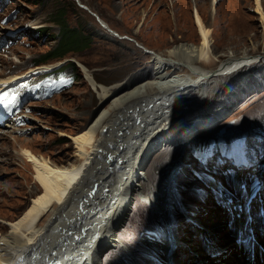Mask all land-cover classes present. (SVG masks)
Returning <instances> with one entry per match:
<instances>
[{"label": "rangeland", "instance_id": "obj_1", "mask_svg": "<svg viewBox=\"0 0 264 264\" xmlns=\"http://www.w3.org/2000/svg\"><path fill=\"white\" fill-rule=\"evenodd\" d=\"M197 9L212 31V60L218 62L213 66L232 52L260 60L244 67L242 73L221 71L218 81L210 84L215 86L211 100L196 98L185 107L189 96L177 103L174 97L170 99L167 116L156 126L151 145L163 130L175 131L176 136L189 132L200 122L196 116L220 108L223 118L219 124L212 121L208 127L193 130L186 139L152 146L145 166L135 171H144L138 184H149L156 203L133 187L135 199L125 213L116 241L101 250V260L103 264H220L216 258L226 252L227 264L236 263L229 249L214 248V237L225 239L229 227L230 237L249 248L247 239L255 237L249 225L252 211L256 223L264 226L256 208L257 203L264 204V175L259 174L264 168V136L255 130L264 116V18L257 11V0H241V9L229 6L226 0H0V77H19L0 92V232L7 230V223L18 218L37 195L34 166L19 153L20 139H27L39 156L58 165L77 160L73 136L109 109L117 93L153 76L156 64L151 56L166 54L178 43L201 45ZM94 13L112 29L105 28ZM65 27L80 29L91 37L90 44L41 62L46 53L60 48ZM64 44L69 43L66 40ZM47 65L50 69L31 71ZM84 65L95 82L127 88L101 99L97 87L86 78ZM185 71L183 66L175 74ZM244 71L259 83L260 91L246 94L245 79H240ZM235 88L240 90L238 99L232 95ZM155 94L150 97L154 99ZM230 98L234 100L231 103ZM141 101L139 110L143 113L149 99ZM159 113L161 109L153 112L155 117ZM135 117L140 116L129 118V122L139 127ZM148 122L143 118L146 127L150 126ZM230 123L233 126L229 127ZM224 127L225 133L220 134ZM244 135L245 163L251 166L242 167L237 177L242 182L235 185L238 169L231 157L237 153L242 159L238 143ZM216 140L221 142L220 148L206 157L204 141L212 144ZM250 185L261 188L253 198ZM252 199L256 204L251 207L247 203ZM206 226L214 236L211 239ZM176 233L179 240L172 236ZM166 240L173 242L169 245ZM263 260L262 256L259 264ZM46 261L57 264L55 257H47L41 264Z\"/></svg>", "mask_w": 264, "mask_h": 264}, {"label": "bare ground", "instance_id": "obj_2", "mask_svg": "<svg viewBox=\"0 0 264 264\" xmlns=\"http://www.w3.org/2000/svg\"><path fill=\"white\" fill-rule=\"evenodd\" d=\"M226 1L229 6L241 9V0ZM257 5V11L264 18V0H257ZM195 14L202 37L201 45L195 47L186 42L178 43L166 54L151 56V60L156 64L153 72H150L153 76L148 80H139L131 88L126 89L125 86L118 88V84H99L95 82L93 73L84 65L86 78L97 87L101 99L106 100L112 91L117 92L122 88L127 91L122 94L117 93L109 109H104L90 126L73 136L77 144L76 156L79 157L77 160L67 165H58L45 156H39L29 146L27 139H20L22 142L18 145L21 149L19 153L34 166L37 195L18 218L7 223L9 228L0 232V264H41L47 257H55L57 264H103L101 250L116 241L125 213L135 199L133 187L139 188L137 190H141L144 198L156 203L149 184L145 187L138 184L143 179L144 171H140V174L139 171H135L136 168L141 169L145 166L147 157L152 154V146L159 145L160 142L165 144L170 140L175 143L176 140L188 138L195 129L212 125V121L215 124L221 122L223 112L218 108L215 109L218 111L194 117L197 118L196 120L200 119V122L194 124L189 132L176 136L175 131L163 130L155 137L152 145L150 144L155 130L157 131L156 126L167 116L170 99L174 97L177 103L181 97L189 96L185 99L188 103L185 107L191 106L196 98L211 100L210 93L213 96L215 86L210 84L218 81L217 77L221 75V71L225 70L224 74L242 73L244 67L260 60L253 61V57L247 58L245 54L239 56L237 52H232L220 60L217 66H213L218 62L212 60L215 55L210 37L212 31L207 27L198 9ZM98 17L105 28L112 29L104 18L100 15ZM149 53L152 52L149 50ZM183 66H186V71L175 74ZM47 69H50L48 65L47 68L39 66L31 71L39 72ZM194 73L197 75L193 76ZM248 77L247 73L240 76L241 80L245 79L246 94L260 91L259 83ZM17 78H19L17 75L0 77V92L5 90L8 84H13L12 82ZM152 93H156L154 99L150 97ZM232 95L238 99L237 92ZM144 98L149 99V102L141 113L139 108L143 106L141 99ZM233 101L230 98V103ZM121 104L124 105L120 106ZM159 109L162 113L155 117L153 112ZM129 110L131 112L128 114ZM134 116H140L135 117L139 127L129 122V118ZM203 117L205 119H202ZM143 118L149 121V127L143 123ZM125 129L127 130L124 131ZM103 131H106V134H103ZM116 132H119L118 136L115 135ZM109 135L111 137L107 141ZM244 140L246 139H242ZM261 170L259 174L264 175V169ZM128 174L130 177L127 179ZM241 182L242 179H236L235 185ZM90 185L92 188H89ZM128 187L130 193L127 192ZM115 202L117 205L114 207ZM255 204L254 199L248 203L251 207ZM260 206L264 207V204L257 203L256 208ZM45 217H47L46 223L42 224ZM255 219L254 217L252 222L249 221L255 233V238L247 239L248 243L250 242L249 248L244 244L239 245L235 238L230 237L232 229L229 227L227 228L229 231L226 230L225 233L227 237L221 240L209 232V226H206V232L210 233V239L214 237V248L229 249L228 253L235 258L237 264H259L258 260L262 256L264 259V252H261L264 248L262 241L264 227H260ZM245 224L246 220H244ZM240 233L241 231L236 233L237 238H240ZM248 234L252 235L251 232ZM172 236L176 240L180 239L177 233ZM56 237L57 241H55ZM169 237L171 239V235ZM243 237L244 235H241V238ZM167 240L166 243L171 242ZM201 250L202 248H199V253ZM225 254L226 252L223 256H217L216 259L220 264L224 262L227 264L229 259ZM260 254L261 257H258ZM239 256H242V260L238 259ZM138 258L139 256L136 255L135 259ZM214 264L218 263L214 261Z\"/></svg>", "mask_w": 264, "mask_h": 264}, {"label": "trees", "instance_id": "obj_3", "mask_svg": "<svg viewBox=\"0 0 264 264\" xmlns=\"http://www.w3.org/2000/svg\"><path fill=\"white\" fill-rule=\"evenodd\" d=\"M62 37H63V40L59 46L60 48L58 50H53V51L46 53L44 56V59L41 60V62H46L48 61V59H50L51 57L53 58L54 56L61 57L67 52H70V51H73L79 48H85L90 44V39H91L90 36L83 35L80 29L79 30L75 28L70 29L68 27L64 28ZM66 40L69 43L67 45L64 44L66 43ZM255 130L261 136H264V116L255 125ZM216 139L220 140V137H216ZM204 144L206 145L204 147H206L208 151L213 147L210 142L204 141ZM250 186H251L250 188H252V185Z\"/></svg>", "mask_w": 264, "mask_h": 264}, {"label": "water", "instance_id": "obj_4", "mask_svg": "<svg viewBox=\"0 0 264 264\" xmlns=\"http://www.w3.org/2000/svg\"><path fill=\"white\" fill-rule=\"evenodd\" d=\"M81 6H82V5H81ZM94 15H96V14L94 13ZM96 16H97L98 20L100 21V18L98 17V15H96ZM228 126H229V127H230V126H233V123H230ZM228 126H227V127H228ZM227 127L222 128V129L220 130V134L224 133L225 130L227 129Z\"/></svg>", "mask_w": 264, "mask_h": 264}, {"label": "clouds", "instance_id": "obj_5", "mask_svg": "<svg viewBox=\"0 0 264 264\" xmlns=\"http://www.w3.org/2000/svg\"><path fill=\"white\" fill-rule=\"evenodd\" d=\"M225 73V72H224ZM237 91H240L238 88H236V91L235 92H237Z\"/></svg>", "mask_w": 264, "mask_h": 264}, {"label": "built area", "instance_id": "obj_6", "mask_svg": "<svg viewBox=\"0 0 264 264\" xmlns=\"http://www.w3.org/2000/svg\"><path fill=\"white\" fill-rule=\"evenodd\" d=\"M235 93H236V92H235ZM235 93H234V94H235Z\"/></svg>", "mask_w": 264, "mask_h": 264}]
</instances>
